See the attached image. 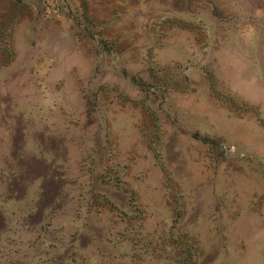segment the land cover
<instances>
[{
	"label": "rangeland",
	"instance_id": "1",
	"mask_svg": "<svg viewBox=\"0 0 264 264\" xmlns=\"http://www.w3.org/2000/svg\"><path fill=\"white\" fill-rule=\"evenodd\" d=\"M0 264H264V0H0Z\"/></svg>",
	"mask_w": 264,
	"mask_h": 264
}]
</instances>
